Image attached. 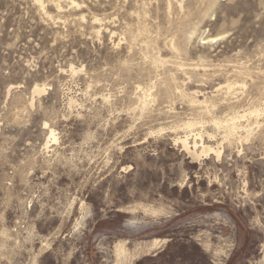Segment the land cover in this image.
Masks as SVG:
<instances>
[{"label": "rangeland", "instance_id": "rangeland-1", "mask_svg": "<svg viewBox=\"0 0 264 264\" xmlns=\"http://www.w3.org/2000/svg\"><path fill=\"white\" fill-rule=\"evenodd\" d=\"M73 1L0 0V264H264V0Z\"/></svg>", "mask_w": 264, "mask_h": 264}, {"label": "bare ground", "instance_id": "bare-ground-1", "mask_svg": "<svg viewBox=\"0 0 264 264\" xmlns=\"http://www.w3.org/2000/svg\"><path fill=\"white\" fill-rule=\"evenodd\" d=\"M36 2H38V1H36ZM71 3L72 4H75V1H73V0H71ZM39 4H40V2H39ZM41 4H42V2H41ZM40 4V5H41ZM76 4H78V3H76ZM42 6H43V4H42ZM79 6V5H78ZM44 7V6H43ZM97 17V16H96ZM94 20V19H93ZM95 20H98V19H95ZM95 20H94V22H95ZM99 21H100V19H99ZM103 26V25H102ZM111 31V30H110ZM94 32L96 33V34H99L100 32H101V28L98 26V25H95L94 26ZM231 88V87H230ZM37 91L39 92V91H41L39 88H37ZM197 99V98H196ZM192 101V100H191ZM195 102V101H194ZM195 104V103H194ZM199 104H201L200 103V101H199ZM261 112V110H256L255 109V111H252V112H249L248 114L245 112V114L243 113L242 115H235V116H233V117H230V119L229 120H227V121H221V120H214L213 122H214V124H215V126H218V127H222V128H225V130H226V134H229L230 136L231 135H233V134H237L238 132H239V129L240 128H242L243 126H242V119L244 118L245 119V117L247 118L248 117V115L250 116L251 114H253V113H256V114H258V113H260ZM255 114V115H256ZM214 119V118H213ZM243 119V120H244ZM201 123V122H200ZM198 124V122H187V123H185L183 126H185V128L186 129H189V128H192L193 126H195V125H197ZM200 137H202L201 135H200ZM180 140H181V142H182V144H183V147L189 152V153H191V154H193V155H195V156H198L199 154H198V150H197V148H198V142H197V138H195L194 139V141H193V145H190V141H189V136H185V137H180L179 138ZM201 146H202V150H201V154H206V153H208V152H210V151H213V150H215L214 148H212V147H210V146H205L204 145V143L202 142L201 143ZM218 154L220 153V151L219 150H217L216 151Z\"/></svg>", "mask_w": 264, "mask_h": 264}]
</instances>
